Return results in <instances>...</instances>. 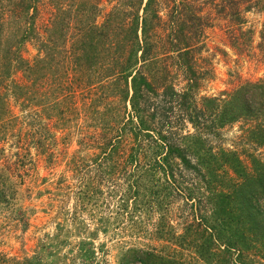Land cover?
Listing matches in <instances>:
<instances>
[{
  "label": "rangeland",
  "instance_id": "rangeland-1",
  "mask_svg": "<svg viewBox=\"0 0 264 264\" xmlns=\"http://www.w3.org/2000/svg\"><path fill=\"white\" fill-rule=\"evenodd\" d=\"M155 1L150 57L157 60L156 82H150L161 86L157 97L147 95L157 119H169L168 126L181 137L194 130L183 116L186 108L176 103L201 108L204 98H224L246 82H264V0ZM134 12L129 0H0V264H30L27 260L41 249L44 264H81L79 244L94 231L91 245L83 249L93 252L88 264H116L120 250L129 246L155 251L164 246L150 238L160 213L153 208L129 217L112 194L125 190L124 173L132 171L123 169L130 134L119 139L114 174L105 173V164L97 170L95 163L107 143L104 137L117 134L110 128L130 114L122 80L117 73L107 78V69L124 60V29ZM90 27L108 31L97 46L92 72L84 70V60L74 64ZM176 47H188L187 60L176 58ZM136 72L151 80L141 63ZM164 87L180 95L194 91L185 103L163 98ZM127 88L130 98V79ZM55 104L58 111L51 109ZM251 127L240 121L203 138L214 152H235L250 171L251 157L264 161V147L248 139ZM183 175L193 185L195 176ZM89 180L101 195L88 205L81 194ZM165 210L166 222L180 234L190 220L189 204L174 197ZM166 247L169 253L179 251L186 263L199 264L191 251Z\"/></svg>",
  "mask_w": 264,
  "mask_h": 264
},
{
  "label": "trees",
  "instance_id": "trees-1",
  "mask_svg": "<svg viewBox=\"0 0 264 264\" xmlns=\"http://www.w3.org/2000/svg\"><path fill=\"white\" fill-rule=\"evenodd\" d=\"M129 1L135 12L129 27L124 29V60L113 61L114 68L107 69V78L117 73L118 80H122L125 88L122 100L129 104L130 114L125 122L115 121V125L110 128L117 133L115 137H107L104 133L107 143L102 147L100 155L95 157V163L97 170H103L105 166L102 168V165L105 164L108 165L105 173L114 174L119 164L116 160L121 144L119 139L126 133L130 134L132 147L123 161V169L130 167L132 171L124 173L125 190L119 188L112 194L118 200L117 208L129 217L140 216L141 211L154 212L155 208V212L160 214L150 238L164 246L159 251L135 246L123 248L116 264H189L178 257L179 251L173 249V253L166 252V246L191 251L199 264H254V261L264 264V161L251 157L252 168L247 171L235 152L223 149L214 152L203 138L205 134L216 135L227 125L245 121L252 126L248 130V139L264 147V82H246L224 95V98H204L201 108L195 104L187 108L186 104L175 102L179 108H186L183 116L194 130V133L179 137L180 133L172 131L168 126L171 124L169 119H157L155 107L150 104L147 95L157 97L156 87L161 86L155 87L151 83L156 82L152 71L157 60L150 57L154 49L150 33L158 19L153 8L156 1L146 0L141 18L137 12L143 0H135V3L134 0ZM183 3L186 1L182 0ZM194 19L186 17L189 22ZM86 32L82 49L77 54L78 62L74 64L79 66L81 60H84L87 64L84 70L92 72L98 62L97 46L107 38L108 31L105 27L101 31L90 27ZM182 33L183 26L178 28L177 35ZM260 39L264 43V29ZM176 48V58L187 60L188 47ZM139 63L151 72V80L140 72L133 73ZM103 67L100 65L97 68ZM189 90L194 91L190 88L180 95L164 87L162 96L179 97L186 103ZM51 109L58 111L59 105L55 104ZM164 128L167 131H163ZM175 137L180 138L178 142L174 140ZM79 142L82 144V141ZM186 172L195 176L193 185L186 184L183 175ZM197 181L200 184H196ZM83 186L82 200L88 205L93 196L101 195L91 180ZM174 197L181 198L190 207V220L184 224L180 234L174 232L166 222L165 214L161 213L166 212L165 209L169 208ZM95 234V231L90 233V238ZM90 238L79 244L81 264H88V260L93 258L91 250H83L85 246L91 245L93 239ZM43 252L45 250L41 249L27 262L44 264Z\"/></svg>",
  "mask_w": 264,
  "mask_h": 264
}]
</instances>
